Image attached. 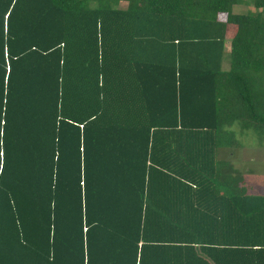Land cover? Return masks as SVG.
<instances>
[{
    "label": "trees",
    "instance_id": "16d2710c",
    "mask_svg": "<svg viewBox=\"0 0 264 264\" xmlns=\"http://www.w3.org/2000/svg\"><path fill=\"white\" fill-rule=\"evenodd\" d=\"M243 3L0 0V264H264V194L217 157L264 136Z\"/></svg>",
    "mask_w": 264,
    "mask_h": 264
},
{
    "label": "rangeland",
    "instance_id": "374dc122",
    "mask_svg": "<svg viewBox=\"0 0 264 264\" xmlns=\"http://www.w3.org/2000/svg\"><path fill=\"white\" fill-rule=\"evenodd\" d=\"M246 3H243L242 5L240 4H235L233 6V12L234 13H239V12H247V11H256L254 7L252 6V0H244ZM125 3L121 2L120 7H125ZM222 16V15H221ZM233 29V27H232ZM230 27L227 28V36L230 37L232 35V30ZM229 49V44L227 42L226 44V50ZM227 55H225V60L224 62L227 64ZM235 130L238 131L237 125L234 126ZM237 139L240 142V145L243 144L244 148H240L236 150L239 155H242V157L246 156V159H241L240 161L237 160L236 164L238 165H245L247 166L246 170L253 171V172H261L262 176L261 177V183L259 184L258 188L256 189L257 192H264V136L263 137H258L252 132V130H245L244 133L241 135L239 133L236 134ZM231 147V146H230ZM227 150V147H225ZM255 156V158H252L251 155ZM248 156V157H247ZM258 157V159H257ZM226 163H229V166L231 167H237L235 163L233 164L231 159H226L223 160ZM244 163V164H242ZM241 167H237L236 170H241Z\"/></svg>",
    "mask_w": 264,
    "mask_h": 264
},
{
    "label": "crops",
    "instance_id": "0c3cea01",
    "mask_svg": "<svg viewBox=\"0 0 264 264\" xmlns=\"http://www.w3.org/2000/svg\"><path fill=\"white\" fill-rule=\"evenodd\" d=\"M225 147H227V150L225 149ZM240 148H244L243 144L242 145H239L237 147H230V146H223V147H220L218 148V159L220 160H226V159H231L232 163L237 166V167H241L242 169L241 170H236L237 167H234L233 168L239 173V175L241 176L242 180H243V185L244 187L247 189V192L249 194H255V195H261V194H264V192H257L256 189L258 188L259 184L261 183V177L262 174L261 172L259 173H255L253 171H249V170H246L247 166L245 165H238L236 164V161L237 160H241V159H246V156L245 157H242V155H239L238 152L236 150L240 149ZM248 157V156H247ZM252 158H255L254 154L251 155ZM258 159V157H257ZM229 164V163H227ZM244 164V163H242ZM263 182H264V179H263ZM257 187V188H256ZM256 188V189H255Z\"/></svg>",
    "mask_w": 264,
    "mask_h": 264
}]
</instances>
